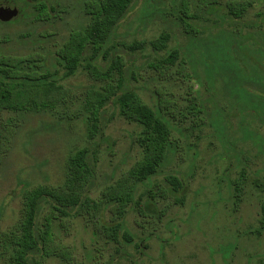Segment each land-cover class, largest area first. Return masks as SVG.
I'll use <instances>...</instances> for the list:
<instances>
[{"label": "rangeland", "instance_id": "1", "mask_svg": "<svg viewBox=\"0 0 264 264\" xmlns=\"http://www.w3.org/2000/svg\"><path fill=\"white\" fill-rule=\"evenodd\" d=\"M9 1L0 0V5H15L18 15L10 22H2L7 25H0V38L10 43L6 52L53 53L72 30L85 28L90 20L84 10L87 0H59L65 13L43 29L50 35L41 39L40 30L23 18L21 4ZM183 1L188 2L190 13L200 9L199 0H134L106 46L99 66L102 71H110L111 79L124 75L150 105H156L157 90L168 91L178 110L191 99L189 88L198 87L197 76L187 80L177 73L176 67L164 62L171 51L179 49L184 67L192 71L190 64H194L203 81L199 96L209 99V111L214 103L222 107L224 130L217 132L212 118L202 128L193 130L188 120L176 124L172 121L178 152L155 177L138 186L123 220L124 231L113 237L104 233L105 226L109 229L116 224L111 211L96 215L88 210L80 216L75 211L56 232L55 247L69 252L71 259L64 262L53 257L44 264H264V116L239 113L224 97L221 83L217 90L205 84L204 66H198L201 53L218 45L222 36L235 37L232 31L240 29V25L227 20L225 10L220 12L225 20L208 15L201 1L203 9L191 23L200 26L202 32L189 35L178 14ZM217 1L225 6L232 0ZM252 2L254 8L246 16L248 27H242L246 31H252L250 23L259 22L258 14L264 15V0ZM19 17L21 20L11 23ZM223 21L226 22L221 25ZM215 22L217 26H213ZM33 30L37 34L32 42L35 44L19 40L22 33ZM163 34L169 35L170 40L164 49H155L154 44ZM141 43L143 50L133 47ZM109 57L123 58V73L111 70ZM50 63L54 65L49 64L48 68L62 77L64 68L55 66L54 61ZM59 85L62 93L50 101L46 111L11 115L19 119L20 127L13 150L0 170V233L13 227L23 192L36 186L60 184L68 159L77 150L95 151L96 186L91 197L96 201L107 185L141 157L137 140L141 128L121 118L114 104L106 109L104 138L89 137L86 118L90 116L91 94L98 92L102 83L80 68ZM246 127L250 136L243 131ZM242 170L246 176L242 194L236 200L234 183ZM170 177L181 181L182 187L177 191L175 184L168 181ZM47 211L45 207L42 214Z\"/></svg>", "mask_w": 264, "mask_h": 264}, {"label": "trees", "instance_id": "2", "mask_svg": "<svg viewBox=\"0 0 264 264\" xmlns=\"http://www.w3.org/2000/svg\"><path fill=\"white\" fill-rule=\"evenodd\" d=\"M201 1L208 9V15H218L220 19L225 20L220 13L225 10L227 20L240 25V29L232 31L235 37L232 34L230 37L222 36L223 38L217 40L218 45H213L214 47L211 46L208 51L201 53L198 66H204L205 84L208 87L211 85L212 90H217L218 84L221 83L224 97L233 103L242 115L253 117L254 113L258 117L264 116V15L258 14L259 22L250 23L252 31H246L242 27L248 25L246 16L250 9L254 8L252 0H232L225 6H220L217 0H199L200 9L191 10V13L188 2L183 1L178 14L189 35L202 32L200 26L191 23L203 9ZM9 2L21 4L23 18L29 21L32 27L36 26V30H40L38 37L41 39L50 35L43 29L56 23L66 10L62 8L59 0ZM133 2L134 0H87L84 10L90 19L88 25L81 30H72L66 41L53 53L21 55L11 53V50L6 52L4 49L7 48L9 40L0 38V170L13 150L14 138L20 127L19 119L11 115L46 111L50 108V101L62 93L59 83L76 75L80 68L86 70L95 81L103 84L98 92L91 94L90 116L86 118L87 132L91 139L104 138L105 113L111 104L118 107L121 118L141 128L137 139L140 159L114 183L107 185L97 201L91 197L96 186L97 160L95 151L88 148L77 150L69 157L60 184L36 186L25 190L13 227L0 233V264H44L53 257L64 262L69 261V252L55 247L56 232L62 227L63 220L75 211L79 216L88 210L94 211L96 215H105L111 211L112 221L116 224L109 229L105 226L104 233L113 237L124 231L123 220L138 186L155 177L173 158L174 153L178 152L177 142L173 138L176 121H190L193 130L202 128L212 118V127L215 126L219 133L224 130L222 107L214 103L213 110L209 111V99L204 100L199 96L203 81L194 64H190L192 71L184 67L179 49L171 51L164 62L169 67H176L177 73L187 80L197 76L198 87L189 88L191 99L185 107L180 106L178 110L174 108L177 105L174 96L168 91L157 90L156 105H150L142 100L124 75L114 80L110 78V71H102L99 66L100 59ZM18 20L21 18L11 23H17ZM0 25L7 24L0 22ZM213 26H217V22ZM35 32L26 31L19 36V40L31 45L36 41ZM169 40V35L163 34L157 44H154L155 49H164ZM133 47L138 50L145 48L142 43ZM110 59L111 70L123 73V58ZM52 61L56 63L55 66L64 68L62 77L59 78L57 71L48 68ZM247 128L243 131L250 136L251 132ZM245 176V170H242L240 178L234 183L236 200L242 194ZM168 181L175 184V191L182 187L181 181L176 177H170ZM45 207H48V211L43 215ZM261 213V225L264 228V200ZM124 236L126 237V234Z\"/></svg>", "mask_w": 264, "mask_h": 264}, {"label": "water", "instance_id": "3", "mask_svg": "<svg viewBox=\"0 0 264 264\" xmlns=\"http://www.w3.org/2000/svg\"><path fill=\"white\" fill-rule=\"evenodd\" d=\"M18 15V8L15 5H0V22H10Z\"/></svg>", "mask_w": 264, "mask_h": 264}]
</instances>
